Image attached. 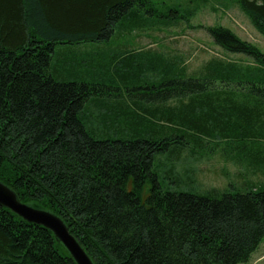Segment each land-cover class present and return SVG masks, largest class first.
I'll return each instance as SVG.
<instances>
[{
  "label": "trees",
  "instance_id": "trees-1",
  "mask_svg": "<svg viewBox=\"0 0 264 264\" xmlns=\"http://www.w3.org/2000/svg\"><path fill=\"white\" fill-rule=\"evenodd\" d=\"M228 1L264 35V0ZM157 2L0 0V180L60 216L95 264L247 262L264 240V189L168 190L155 162L192 144L264 166V52L222 25L208 28L217 43L253 65L214 58L193 77L164 51L132 49L124 65L58 49L179 27L199 8ZM0 264L77 263L50 229L0 205Z\"/></svg>",
  "mask_w": 264,
  "mask_h": 264
},
{
  "label": "rangeland",
  "instance_id": "rangeland-1",
  "mask_svg": "<svg viewBox=\"0 0 264 264\" xmlns=\"http://www.w3.org/2000/svg\"><path fill=\"white\" fill-rule=\"evenodd\" d=\"M174 1H186L187 5L191 4L194 11L196 8L193 5L198 4L199 8L190 17L189 22L181 20L182 24L179 27L166 29L165 25L160 26V22L155 26H150L152 22H149L145 25L146 28L130 32L132 47L139 49L147 45L149 50L151 47L148 45L153 43L152 48L167 52V56H182L184 63L187 64V76L193 77L205 76L209 63L214 64L216 61L213 60L214 58L226 62H240L244 65L254 64L250 56L227 51L219 45L210 33L209 27L220 25L227 27L241 39L255 44L264 52V35L255 28L248 15L235 1L226 3L221 0L208 2L192 0L191 3L190 0H154L155 3L157 2L156 7L166 14L169 12V4ZM167 22L165 20L164 24ZM153 28L156 29L150 30ZM122 35L129 37V31ZM122 35L119 40L123 38ZM114 44L115 42L112 45ZM206 139L209 141V138ZM262 141L263 139H260L254 148L263 146ZM193 149L192 144H188L182 147L181 156L177 159L172 161V156L178 154L173 152L170 155L163 154L161 164L158 163V159L156 160L155 169L160 175L164 189L188 191L213 197L220 196L215 188L224 189L231 183L238 186V189H243L248 184H257L264 189V166L259 164L262 168L260 169L251 158L244 157L243 162L239 163L233 158L226 159L221 151L212 153L208 151L209 148L199 150L200 147H198L194 154ZM240 264H264V240L252 254L251 259Z\"/></svg>",
  "mask_w": 264,
  "mask_h": 264
},
{
  "label": "water",
  "instance_id": "water-1",
  "mask_svg": "<svg viewBox=\"0 0 264 264\" xmlns=\"http://www.w3.org/2000/svg\"><path fill=\"white\" fill-rule=\"evenodd\" d=\"M0 205L9 208L28 222L40 224L50 229L77 264H95L60 216L51 210L22 202L17 193L1 180Z\"/></svg>",
  "mask_w": 264,
  "mask_h": 264
},
{
  "label": "crops",
  "instance_id": "crops-1",
  "mask_svg": "<svg viewBox=\"0 0 264 264\" xmlns=\"http://www.w3.org/2000/svg\"><path fill=\"white\" fill-rule=\"evenodd\" d=\"M131 32V31H130ZM129 32V37H125L122 35L123 33H127L124 31H121V34H118V38L114 41L115 44L112 45L114 42L111 43V45H108L110 47H107L106 44H97V43H86V44H80L77 46H71V47H58V49H64V51H79L82 53L83 57L82 60H84L86 57H89V54H97V58L101 59L100 61H113V62H121L122 60L125 63H132V49H135L136 55L138 54H149L150 51L154 52H161V49L152 48L153 43H150L148 47H151L149 50L146 47H140L139 49L132 47V34ZM123 36L121 40L119 38ZM101 53V54H100ZM138 53V54H137ZM108 54V55H107ZM118 55V56H117ZM108 56V59L106 58ZM120 57V58H118ZM122 57V58H121ZM106 58V59H105ZM127 69L121 70V72H126ZM104 83V81L102 82Z\"/></svg>",
  "mask_w": 264,
  "mask_h": 264
}]
</instances>
